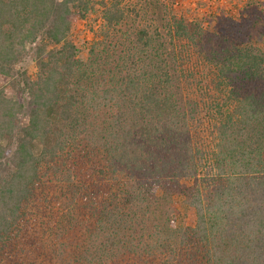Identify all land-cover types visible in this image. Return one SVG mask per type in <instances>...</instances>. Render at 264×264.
Wrapping results in <instances>:
<instances>
[{
  "label": "trees",
  "instance_id": "16d2710c",
  "mask_svg": "<svg viewBox=\"0 0 264 264\" xmlns=\"http://www.w3.org/2000/svg\"><path fill=\"white\" fill-rule=\"evenodd\" d=\"M155 1L0 0V264H264V42Z\"/></svg>",
  "mask_w": 264,
  "mask_h": 264
},
{
  "label": "rangeland",
  "instance_id": "374dc122",
  "mask_svg": "<svg viewBox=\"0 0 264 264\" xmlns=\"http://www.w3.org/2000/svg\"><path fill=\"white\" fill-rule=\"evenodd\" d=\"M173 4L177 15L184 14L186 19L200 23L207 30H218L220 26L217 18L231 17L238 22L233 30H241L237 32L238 37L250 41L257 38V41L264 42V0H165L163 3L155 1L150 5L152 10L147 11L148 18H157L160 20L158 25L164 24ZM100 24L98 7L84 19L74 21L69 39L81 50L83 57L86 54V44L92 41L94 31ZM16 68L18 72H26L30 78L35 76L37 68L31 50ZM179 212V224H189L193 220L192 212L187 207L181 206Z\"/></svg>",
  "mask_w": 264,
  "mask_h": 264
}]
</instances>
